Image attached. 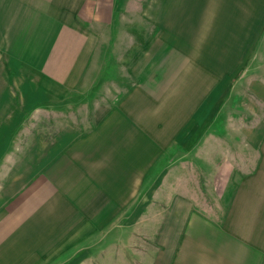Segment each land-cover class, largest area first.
Segmentation results:
<instances>
[{
    "label": "crops",
    "instance_id": "obj_1",
    "mask_svg": "<svg viewBox=\"0 0 264 264\" xmlns=\"http://www.w3.org/2000/svg\"><path fill=\"white\" fill-rule=\"evenodd\" d=\"M260 56L264 0H0V264H264Z\"/></svg>",
    "mask_w": 264,
    "mask_h": 264
},
{
    "label": "rangeland",
    "instance_id": "obj_2",
    "mask_svg": "<svg viewBox=\"0 0 264 264\" xmlns=\"http://www.w3.org/2000/svg\"><path fill=\"white\" fill-rule=\"evenodd\" d=\"M133 21L132 26L133 30L137 33L135 35L138 37L140 30L143 28L139 25V20L137 18H131ZM123 24L121 25V28ZM115 33L106 32L102 39V45L99 49L97 57L99 58L98 65H95L91 71L90 77L93 78V82L90 83V88L88 94L85 98L80 97L76 99V97H70L69 102L73 105L69 108L68 116L70 118H75L78 120L79 124L83 121L84 127H90L92 125L93 112L98 103L102 101L114 102L115 99L109 98L108 95L112 90L118 89V85L120 82L127 85L125 83L127 79V71L123 68V66L117 64L118 55H116L113 49V42ZM260 62H264L262 56L259 57ZM9 75V70L5 65L1 66L0 69V78H7ZM3 85L0 81V89H3ZM100 89V90H99ZM79 103V105H89L90 107H85L86 109L84 113H80L81 109H77L75 103ZM55 114H31L28 118V125L30 130L28 131L30 134H42L45 136L51 135L55 131L56 121L54 120Z\"/></svg>",
    "mask_w": 264,
    "mask_h": 264
}]
</instances>
